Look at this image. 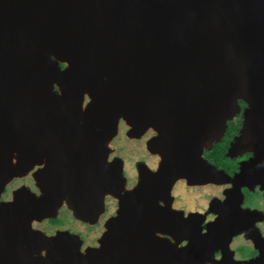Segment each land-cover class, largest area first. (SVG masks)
Masks as SVG:
<instances>
[{
	"label": "water",
	"instance_id": "water-1",
	"mask_svg": "<svg viewBox=\"0 0 264 264\" xmlns=\"http://www.w3.org/2000/svg\"><path fill=\"white\" fill-rule=\"evenodd\" d=\"M75 88L97 93L91 111L103 135L117 127L125 105L132 133L148 123L167 128L148 147L166 154L162 171L140 179L139 193L124 200L125 217L110 225L119 239H104L107 264H139L145 228L166 220L154 202L167 194L170 172H185L188 182L220 179L202 153L240 113L242 128L227 156L252 157L235 178L232 204L240 187L264 185V0H0V194L13 180L11 149L22 154L17 173L36 162L41 148L50 159L41 175L45 196L32 200L17 191L0 205V264H73L78 239L67 233L57 237L48 261L26 255L22 247L43 245L42 233L27 225L50 212L61 192L73 196L80 217L95 216L97 195L88 180L100 188L122 184L117 167L101 172L107 147L99 134L73 125ZM233 205L207 234L187 235L189 246L172 251L174 262L160 246L149 264H202L213 248L225 249L244 228L246 214ZM97 262L93 251L84 264Z\"/></svg>",
	"mask_w": 264,
	"mask_h": 264
},
{
	"label": "rangeland",
	"instance_id": "rangeland-1",
	"mask_svg": "<svg viewBox=\"0 0 264 264\" xmlns=\"http://www.w3.org/2000/svg\"><path fill=\"white\" fill-rule=\"evenodd\" d=\"M57 66L62 70L66 67V64L57 62ZM60 92V87L54 85L53 93L55 95H60ZM88 102L89 99L84 97V106H86ZM238 105L241 107L239 102ZM238 117L243 122L242 113L236 116V118ZM129 129L126 122L119 120L115 129L114 138L111 139L106 146V168L117 167L121 174V186L123 188L118 192V197L110 195L105 196L103 200V212L99 214L94 223H86L87 220L86 222H82L72 215L71 211L64 205L61 206L56 213L46 212V217L40 221L32 219L29 223L30 230L41 232L46 236L52 235L58 238H62L60 233L76 236L80 243L78 251L81 253L86 254V250L89 248H98L99 240L102 241L101 237L107 231L106 224L108 220L115 216L118 210L119 199L125 196L124 194L129 195V198L135 197L138 194L139 187H141L142 181H140V179L147 175L162 171L164 166V164L162 166V163L159 161L160 158L157 152L153 151L151 148L148 149V147L151 146V142L158 136L156 129L153 126L148 127L141 134L132 133L135 129ZM237 136L238 134L232 138V141ZM204 151L206 150H203V152ZM243 155L244 153L236 156H228L231 160H234L235 168L238 163V172L233 177H230L229 174L224 171L218 170L222 174L221 177H218L220 178L218 180L212 177L211 181L194 180L193 182H188L186 177L185 179H179L172 186H167L169 190L167 194L163 196V200L160 195L156 197V201L159 200V202L155 201L157 210L174 215L176 219L180 222L182 221L181 223L185 222L188 224L197 222V229L194 231L200 233L208 232L211 227L221 222V214L223 210L228 207L227 205H233L231 202V200H233V191L238 186L237 182H235V178L237 180V177L242 172L243 163H245L242 161L236 162V158L243 157ZM39 166L41 165H35L32 170L30 169L27 171V173L29 172L28 174L15 178L8 183L0 194V205L12 202L14 193L17 191H23L33 196L35 199H39L42 195L41 186H37V182L34 180L33 176L35 173L40 172L44 165L42 167ZM258 183L261 184V182ZM246 189L247 198H245V200L249 202L248 206H250V209H246L245 203H243V196H241L234 206L239 212L250 215H246L247 218L250 217L248 219L250 231L243 232V230L240 229L226 242L225 249L222 250L223 257L230 258L233 264L243 263L242 260L245 255H240V250L243 251L242 249L251 248L253 243L256 245L255 247L260 246L259 244L264 245V190H262L260 186H258L257 190H255L254 186ZM54 218H61L63 223L57 227L51 226L48 221ZM177 226L178 225L173 226V230L176 233L180 234L181 231L185 230V226L183 228V225H180L184 230H180L182 228H178ZM109 234L113 235L112 232ZM157 236L165 238L166 241L172 245V247L168 246V250L176 251L175 247L179 245L177 243L178 240H175L173 237L169 238V236L163 234H158ZM181 245H183V243ZM41 250L38 256L44 257L45 251H43V249ZM100 250L101 248L99 252Z\"/></svg>",
	"mask_w": 264,
	"mask_h": 264
},
{
	"label": "bare ground",
	"instance_id": "bare-ground-1",
	"mask_svg": "<svg viewBox=\"0 0 264 264\" xmlns=\"http://www.w3.org/2000/svg\"><path fill=\"white\" fill-rule=\"evenodd\" d=\"M51 55H52V57L56 56L55 54H51ZM56 59H64V58L56 56ZM102 80L104 82L106 81V83L108 82V78L105 77L104 73L102 74ZM74 90H75L76 99H77V101H76V109H75L76 120H75V122H73L74 127L78 130V129H80L83 126L88 125V127L94 133L97 132L99 134L101 145L106 147L107 144L114 137L116 128L111 133L106 134V135H103L102 133H100V122H99V119L91 111L93 105L95 104V101L98 100L97 93L94 90H91L89 88H85L83 90L75 88ZM84 97H87L89 99V102L86 104V106L83 105ZM127 112H128V107L126 105L122 106V107H119L116 121L118 122L119 120H124L126 122V124L128 125V127L133 130V129H135V123H134V121L132 119L127 117L128 116ZM148 127H152V125L149 124V123L146 124L145 129L142 132H139V134L143 133L146 130V128H148ZM156 132H157V135H158L157 137H163V136L167 135V128H164V127L163 128L162 127H158L157 128L156 127ZM200 145H202V144H200ZM201 148H203V145L201 146ZM148 149H150V148H148ZM11 150L12 151H11V156H10V161H11L10 162V166H11V170H12V175H10L8 181L11 178L15 179V178H19L21 176H24V175L28 174L29 172L27 173V171L30 170V169L32 170L35 165H41V166L44 165L42 167V169L40 170V172L37 171L38 173H35L33 175L34 176V180H36V182H37V186H41V192H42V195L40 196V199H41V197L45 196V194L47 192V187L46 188L42 187L43 183H42V180H41V175L44 172H46L49 169V167H50V159L48 158L45 149L44 148L40 149L39 158L36 160V162H34V164L30 165V167L26 171H22V172H19V173H17V166H18L17 162L21 161L20 159H21L22 154L18 150H13V149H11ZM153 151L157 152V154L159 155V158H160V162L162 163V166H163V164H165V159H166L165 156H166V154H164V152L162 150H153ZM14 159H15V162H14ZM41 162H44V163H41ZM12 163H14V164H12ZM105 163L106 162H104L102 160V166H101L102 171L101 172L104 171V174L105 173H109V168H106V164ZM186 177H188V176H187V174L185 172L178 173L177 171H172L168 175L167 186H172L179 179H185ZM205 180H209V179H205ZM258 182H261V184H259ZM88 183L92 186L93 191H96V195H97L96 196V212H94L96 214L95 216L94 215H85L84 217H80L78 212H76V208L74 207L73 202H71L73 196L71 194L69 195V193H68V195H66V193H63V192L60 193L61 196H59L57 198V201L55 202V205L53 206V208L51 209L50 212L56 213V211L62 206V204H65L67 206V208L70 211H72V213L74 214V216L77 219H80L82 222H86V220H87L86 223H94V221L97 219L99 214H101L103 212V200H104V197L107 196V195H111L113 197H115V196L118 197L119 196L118 192L121 191V189L123 187L120 186L118 189H114V188H111V187H107V188L101 187L100 188V186H98L96 183L90 182L89 180H88ZM256 183H258V185H262V187L264 186L262 184L261 180H256ZM141 185H142V183H141ZM139 186H140V183H139ZM138 193H139V191H138ZM124 195L125 196H123L122 198L119 199V206H118V210L116 212V216L113 217V218H110L108 220V222L106 224V230L107 231L101 237L102 241L99 240V242H98L99 245H100V248H101L100 252H99L100 248H98V249H88L86 251V254H83V255L78 252V259L73 264H84L86 262V260L88 259L89 253H91L93 251H96V253L98 255L97 264H107L106 260L104 259V253L106 251V243L104 242V239H105L106 236H111V237L115 238V240L119 239L118 232L112 231L110 229V225H113V224H116V223L122 221L123 218L125 217V213L123 211L124 200L128 199L129 195H127V194H124ZM158 195H160V194H157L156 197ZM156 197H155V201H156ZM29 198L32 199V200L35 199L31 195L29 196ZM46 215H47L46 213H42V215L39 214L37 216V218H36L37 221H40L41 219L46 217ZM150 224L148 225V227H147V229L145 230V233H144V244H143L144 252H143V255L138 259L139 264H149V263H151L154 255H155L154 254L155 249L156 248L157 249L161 248L160 246H162L164 243H167L165 240H161V239L156 238L155 232L157 230H161L162 232L167 233V235L172 236L173 238L175 237V235L172 232H170L165 226H157V225H150ZM27 226L29 227V225H27ZM110 232H112L113 235H115V236L110 235L109 234ZM40 236H41V239H42V242H43V245L41 247H33V248H29V247L28 248H26V247L24 248V247H22L23 249H21V250L26 255H29V256H31L33 258L34 257L33 255H35L37 253L39 254L41 252V249H43L47 253L46 258L43 257V259H46L48 261V259H50L51 255L53 253L52 245H53V243H56V241H58V239H57V237L48 238V237L44 236L43 234H41ZM70 238L75 239L74 236H70ZM77 243L79 245V242H77ZM76 251H78V247L76 248ZM172 251H174V250H172ZM172 251L167 249L165 251V255L166 256H170L171 262H174L173 261V257H174L173 253L174 252H172ZM34 259H41V258L40 257H36Z\"/></svg>",
	"mask_w": 264,
	"mask_h": 264
},
{
	"label": "flooded vegetation",
	"instance_id": "flooded-vegetation-1",
	"mask_svg": "<svg viewBox=\"0 0 264 264\" xmlns=\"http://www.w3.org/2000/svg\"><path fill=\"white\" fill-rule=\"evenodd\" d=\"M84 105V104H83ZM245 108H241V111H243ZM241 123H242V120H241ZM240 128H241V124H240V126H239V128H238V131H237V133H236V135L238 134V132H239V130H240ZM228 151V150H227ZM149 152V151H148ZM205 152V151H204ZM203 152V153H204ZM208 152V151H207ZM203 155V154H202ZM227 155V154H226ZM228 157V156H227ZM252 157V155H250L249 153H244V155H243V157H240V158H236V162H240V161H242V162H246V161H248L250 158ZM203 159H204V157H203ZM205 160V159H204ZM160 161V160H159ZM206 161V160H205ZM207 162V161H206ZM208 163V162H207ZM209 164V163H208ZM210 165V164H209ZM237 165H238V163H237ZM236 165V168H235V170H233L230 174H229V176L230 177H233L237 172H238V166ZM158 166V165H157ZM39 167H42V166H39ZM14 180V179H13ZM262 181V180H261ZM263 183V182H262ZM258 186H260V185H258V183H256L255 182V190H257V188H258ZM264 187V186H263ZM240 191H241V195L243 196V199H244V201H243V203H245V206H246V209H250V206H248L249 204V202H246V200H245V198H247L246 196H247V189H246V187H241V189H240ZM111 196V195H110ZM160 197H161V199L163 200V197L160 195ZM105 198V197H104ZM161 200V201H162ZM156 202H159V200L158 201H156ZM65 204H62V206H64ZM234 206V205H233ZM155 209H157L156 208V203H155ZM226 208H228V207H226ZM234 208H235V206H234ZM69 210V209H68ZM235 210H237V209H235ZM70 211V210H69ZM69 211H67L69 214H71L72 213V211H71V213L69 212ZM238 211V210H237ZM239 212V211H238ZM160 213L161 214H163L162 216H164L165 218H166V220L164 219V220H162V221H159V222H154L153 224H150V225H157V226H165L170 232H172L174 235H175V237H174V239L175 240H178V246H176L175 247V249H176V251H181L182 249H184V248H186V247H188L189 246V242H190V238H188V236H203V235H205V234H207L208 232H204V233H200V232H196V231H194V230H196L197 229V225H198V223L196 222V223H185V222H183V223H181L178 219H176L175 217H174V215H172V214H166V212H161L160 211ZM239 213H241V212H239ZM242 214V213H241ZM244 215H245V213H243ZM72 215H74L73 213H72ZM247 215V214H246ZM245 215V216H246ZM115 216H116V213H115ZM115 216H113V217H115ZM247 216H250V215H247ZM113 217H111V218H113ZM248 218H250V217H248ZM248 218L247 217H243L242 216V219H244V220H242L241 219V222H240V224L241 225H243L244 226V228L242 229L243 230V232H249L250 230H249V227H250V223H249V220H248ZM54 219H57V218H54ZM59 219H61V218H59ZM221 221H223V218L221 219ZM220 223H222V222H220ZM174 225H178L177 227L178 228H182L180 225H183V228H184V226H185V230L182 228V229H180V230H184V231H181V233L180 234H178V233H176L174 230H173V226ZM51 226H53V225H51ZM55 227H57V226H55ZM148 227V226H147ZM147 227L145 228V230L147 229ZM161 229V228H160ZM159 231V232H158ZM161 232V233H160ZM144 233H145V231H144ZM143 233V234H144ZM159 234V235H167V233H165V232H162L161 230H157L156 232H155V236H156V238H158V239H161V240H165L166 241V239L165 238H161L160 236H157V235ZM188 235V236H187ZM44 236H46V235H44ZM167 236H169V235H167ZM46 237H48V238H51V237H55V236H52V235H50V236H46ZM172 236H169V238H171ZM77 242H79V241H77ZM167 242V241H166ZM183 243V245H181ZM144 244V243H143ZM260 246H258V247H255L256 245L253 243V245H251V248H245V249H242L243 251H239V253H240V255H245L244 256V258H243V263L242 264H260V261H261V259H260V257H263V261H262V264H264V245L263 244H259ZM168 246H170V247H172V245L171 244H169L168 242L167 243H164L163 245H162V249H163V253H164V255H165V251L168 249ZM174 247V246H173ZM98 248H100V245L98 246ZM97 248V249H98ZM89 249H93V248H89ZM88 250V249H87ZM86 250V251H87ZM157 250V248L155 249V251ZM245 250V251H244ZM42 251V250H41ZM43 251H45V250H43ZM79 252V251H78ZM80 254H85V253H81V252H79ZM154 253H156V252H154ZM238 253V254H239ZM39 254L37 253V254H35L34 255V257L36 258V257H40V258H43V257H41V256H38ZM46 255H47V253H46V251H45V254H44V257L46 258ZM212 257V258H211ZM211 258V259H210ZM259 259H260V261H259ZM202 264H233V263H231V259L230 258H228V257H226V258H224L223 257V255H222V249L221 248H218V249H215V248H213L212 250H210V252H209V255H208V259H206V260H203V262H202ZM240 264V263H239Z\"/></svg>",
	"mask_w": 264,
	"mask_h": 264
},
{
	"label": "trees",
	"instance_id": "trees-1",
	"mask_svg": "<svg viewBox=\"0 0 264 264\" xmlns=\"http://www.w3.org/2000/svg\"><path fill=\"white\" fill-rule=\"evenodd\" d=\"M239 104L241 106L240 108H245V104L243 102H239ZM240 124L241 119L239 117L228 122L226 130L220 141L214 144L210 151H205L203 153L204 159L217 170L224 171L228 174L235 170L234 160H231L226 154L229 145L232 142V138L236 135ZM48 222L53 226H60L63 223V221L59 218L50 219Z\"/></svg>",
	"mask_w": 264,
	"mask_h": 264
},
{
	"label": "clouds",
	"instance_id": "clouds-1",
	"mask_svg": "<svg viewBox=\"0 0 264 264\" xmlns=\"http://www.w3.org/2000/svg\"><path fill=\"white\" fill-rule=\"evenodd\" d=\"M235 118H236V117H235ZM233 119H234V118H233ZM233 119H232V120H233ZM232 120H231V121H232Z\"/></svg>",
	"mask_w": 264,
	"mask_h": 264
}]
</instances>
